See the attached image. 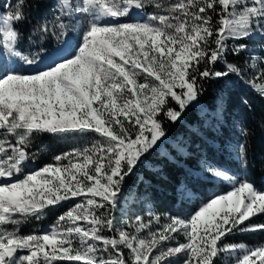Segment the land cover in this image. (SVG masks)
Wrapping results in <instances>:
<instances>
[{"label": "snow or ice", "instance_id": "6c2138e0", "mask_svg": "<svg viewBox=\"0 0 264 264\" xmlns=\"http://www.w3.org/2000/svg\"><path fill=\"white\" fill-rule=\"evenodd\" d=\"M245 90L264 0H0V264H264ZM44 136L84 143L34 168Z\"/></svg>", "mask_w": 264, "mask_h": 264}, {"label": "trees", "instance_id": "16d2710c", "mask_svg": "<svg viewBox=\"0 0 264 264\" xmlns=\"http://www.w3.org/2000/svg\"><path fill=\"white\" fill-rule=\"evenodd\" d=\"M246 94L250 99L254 111L248 112L242 106L239 105V96ZM234 112L230 115L238 114L246 121L247 128L251 130V136L248 140L249 155L251 158V164L247 170L248 177L254 182L255 186L264 191V101L251 92L245 90L243 93L234 95L233 97ZM226 135L230 136L233 141L240 139L237 131L228 128ZM38 143H42L46 146V151L41 154L39 160L34 164V168H40L45 163H51L54 155L71 150L82 144L80 140H59L54 139L51 136H44ZM160 190L155 188L154 195L163 196V209L161 212H170V207L174 206L171 199L167 196L165 187L159 185ZM159 199V197H158ZM166 202V203H164ZM159 207L160 204L156 203ZM27 234V233H25Z\"/></svg>", "mask_w": 264, "mask_h": 264}, {"label": "rangeland", "instance_id": "374dc122", "mask_svg": "<svg viewBox=\"0 0 264 264\" xmlns=\"http://www.w3.org/2000/svg\"><path fill=\"white\" fill-rule=\"evenodd\" d=\"M212 91L213 90L210 88L209 92L212 93ZM83 143H84V141H82V144L80 146H82ZM155 188L160 190L159 185H156ZM201 191L205 195H210L212 193L225 192L226 188H220L219 186L205 187V188H202ZM154 197H155L156 203L160 204V206L158 208L161 211L163 209V205H162L163 196H158L155 194ZM158 197H159V199H158ZM164 203H166V202H164ZM177 211H179V209H177L175 205L170 207V212H172L173 214H175ZM57 214L58 213L53 212L43 221L33 222V223L28 224V225H25L23 227L22 231L24 233H29L33 229H36L38 231H46L48 229V227L54 222ZM184 214L186 215L187 212H185ZM262 241H264V234L258 233V234H249V235L244 236V237H236L233 242H246L249 245H254V244H257V243L262 242Z\"/></svg>", "mask_w": 264, "mask_h": 264}]
</instances>
